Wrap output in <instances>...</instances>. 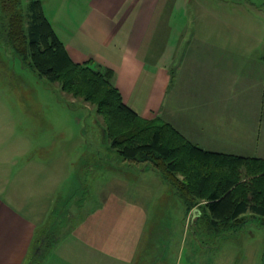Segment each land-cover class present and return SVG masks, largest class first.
I'll return each instance as SVG.
<instances>
[{"label": "crops", "instance_id": "crops-1", "mask_svg": "<svg viewBox=\"0 0 264 264\" xmlns=\"http://www.w3.org/2000/svg\"><path fill=\"white\" fill-rule=\"evenodd\" d=\"M239 1L63 0L46 17L57 35L59 25L73 62L92 60L114 72L124 104L139 117L159 118L205 150L264 159V2L252 13ZM235 5L258 30L245 29L247 15L241 23L232 17ZM243 138L258 145L256 153L241 151ZM15 145L0 142V264H151L141 255L152 252L154 237L139 252L151 211L113 182L105 193L91 184L93 197L55 225L64 229L59 241L38 239L58 209L54 201L38 208V165Z\"/></svg>", "mask_w": 264, "mask_h": 264}, {"label": "rangeland", "instance_id": "rangeland-1", "mask_svg": "<svg viewBox=\"0 0 264 264\" xmlns=\"http://www.w3.org/2000/svg\"><path fill=\"white\" fill-rule=\"evenodd\" d=\"M21 1L27 4L29 0ZM41 1L50 18L55 11L53 5L61 6L63 2ZM244 2L248 3V12L255 13L264 0H240L238 3ZM214 7L220 12L219 5ZM235 7L238 5L230 13L241 23L248 12ZM244 26L248 31L259 29L257 22L249 16ZM55 28L61 37L59 25ZM100 129L101 120L93 107L70 99L57 84L39 77L28 65L23 66L12 54L11 47L0 41V142L16 143L18 151L21 150L19 146L23 148L24 157L28 152L30 160L36 161L37 178L33 191L38 194V208L50 206L54 201L53 210L58 209L50 215L47 236L38 229V239L59 241L64 229L59 232L55 225L59 219L66 220L69 211H79L93 197L89 190L91 184L97 188L101 186L105 193L108 184L113 182L112 189L126 187L125 198L144 200L151 211L139 245L141 252L144 241L154 237L152 252L141 255V258L149 255L151 264L159 261L160 264H264V225L259 220L212 230L207 236L200 237L196 230L198 225H195L196 212L185 213L176 191L162 183L156 172L149 169L144 172L139 166H130L110 146L90 145L95 139L97 142L102 140ZM241 142L244 144L241 151L256 153L258 145L250 138H243ZM246 145L249 148H245ZM165 186L166 194H159L158 188ZM138 191L140 193H136ZM154 191L157 193L146 198L145 194Z\"/></svg>", "mask_w": 264, "mask_h": 264}, {"label": "trees", "instance_id": "trees-1", "mask_svg": "<svg viewBox=\"0 0 264 264\" xmlns=\"http://www.w3.org/2000/svg\"><path fill=\"white\" fill-rule=\"evenodd\" d=\"M0 41L23 66L93 107L101 120L100 146H110L130 166L156 172L185 213L196 210L200 237L253 219L264 225V159L205 150L159 118L139 117L124 104L112 70L72 61L39 0H0Z\"/></svg>", "mask_w": 264, "mask_h": 264}]
</instances>
